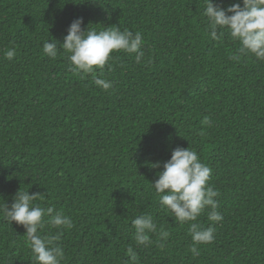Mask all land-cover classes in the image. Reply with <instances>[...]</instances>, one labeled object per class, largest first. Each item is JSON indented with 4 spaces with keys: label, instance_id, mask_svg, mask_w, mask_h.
<instances>
[{
    "label": "trees",
    "instance_id": "obj_1",
    "mask_svg": "<svg viewBox=\"0 0 264 264\" xmlns=\"http://www.w3.org/2000/svg\"><path fill=\"white\" fill-rule=\"evenodd\" d=\"M204 7V0H0V205L10 206L19 189L44 194L34 203L70 216L69 230L48 217L40 230L61 232L60 264H131L129 247L137 264H264V61L230 59L239 43L228 32L211 39ZM78 17L82 29L141 32L143 63L114 51L103 69L76 73L62 47L56 58L44 54V42L63 43ZM97 78L113 86L103 90ZM176 147L197 151L219 193L223 220L212 243L196 245L199 256L189 250L192 222L162 209L151 185ZM208 211L195 222L209 226ZM141 214L157 223L147 246L134 240L131 221ZM25 232L0 216V264H36Z\"/></svg>",
    "mask_w": 264,
    "mask_h": 264
},
{
    "label": "clouds",
    "instance_id": "obj_2",
    "mask_svg": "<svg viewBox=\"0 0 264 264\" xmlns=\"http://www.w3.org/2000/svg\"><path fill=\"white\" fill-rule=\"evenodd\" d=\"M204 4V15L208 21V35L211 39L218 41L228 32L232 39L239 43L230 59L239 61L242 56L252 54L257 60L264 61V0H242V6L241 3H233L222 7L220 4H214L212 0H204ZM82 24V17L73 20L63 43L51 38V42H44L43 53L50 58H56L62 47L67 54L71 70L76 73H91L94 68L103 69L112 59L111 54L114 51L134 53L135 62L143 63L144 40L141 32L127 29L121 31L120 27L115 25L103 26L99 30L89 27L82 29ZM217 29L220 30L219 33ZM15 55L14 49L5 53L9 60ZM94 83L103 90L113 86L111 81L103 78L95 79ZM202 124L211 126V120L205 117ZM200 134L204 135L203 129ZM151 167L157 168L160 164L157 162ZM157 175L158 178L151 185L160 196L161 208L171 212L181 224L192 222L189 232L193 244L189 250L194 256H199L196 245L212 243L216 232L213 225L223 220L217 210L219 203L214 199L219 193L209 184L212 169L202 162L193 148L176 147L170 159L163 163V170ZM38 199H45V195L29 194L28 191L18 189L10 206L5 202L0 205V216L9 224L15 222L26 230L25 236L36 264H60L64 259V249L57 243L61 232L45 236L41 235L40 230L44 227L45 217H48L47 223L51 227L59 230L71 229L73 221L70 216L55 211L53 207L45 208L34 203ZM206 209H209L208 220L212 223L204 227L195 221ZM131 224L136 244L149 245V234L157 232V223L153 216L138 215ZM159 236L167 240L170 233L161 228ZM127 251L131 264H137V255L133 248L129 247Z\"/></svg>",
    "mask_w": 264,
    "mask_h": 264
}]
</instances>
